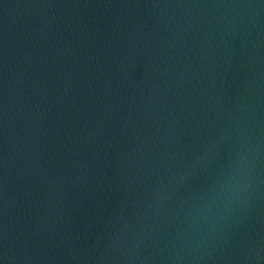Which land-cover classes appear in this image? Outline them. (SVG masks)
<instances>
[{
	"label": "water",
	"instance_id": "95a60500",
	"mask_svg": "<svg viewBox=\"0 0 264 264\" xmlns=\"http://www.w3.org/2000/svg\"><path fill=\"white\" fill-rule=\"evenodd\" d=\"M0 264H264V0H0Z\"/></svg>",
	"mask_w": 264,
	"mask_h": 264
}]
</instances>
